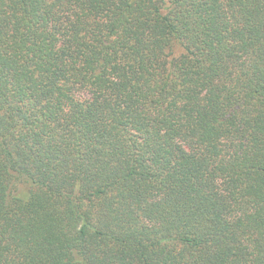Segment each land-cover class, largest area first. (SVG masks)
Returning a JSON list of instances; mask_svg holds the SVG:
<instances>
[{"label":"trees","instance_id":"16d2710c","mask_svg":"<svg viewBox=\"0 0 264 264\" xmlns=\"http://www.w3.org/2000/svg\"><path fill=\"white\" fill-rule=\"evenodd\" d=\"M0 264H264V0H0Z\"/></svg>","mask_w":264,"mask_h":264}]
</instances>
